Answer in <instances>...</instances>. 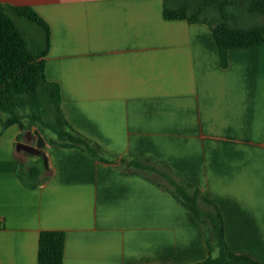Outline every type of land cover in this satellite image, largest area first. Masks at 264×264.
<instances>
[{"label":"crops","instance_id":"1","mask_svg":"<svg viewBox=\"0 0 264 264\" xmlns=\"http://www.w3.org/2000/svg\"><path fill=\"white\" fill-rule=\"evenodd\" d=\"M50 28L46 77L70 125L108 155L168 166L220 208L228 246L264 264V43L220 64L212 28L166 20L164 0H0ZM0 264H38L41 232L63 264H199L207 227L170 192L79 148L0 121ZM21 140L46 182L19 176Z\"/></svg>","mask_w":264,"mask_h":264},{"label":"trees","instance_id":"2","mask_svg":"<svg viewBox=\"0 0 264 264\" xmlns=\"http://www.w3.org/2000/svg\"><path fill=\"white\" fill-rule=\"evenodd\" d=\"M163 15L166 20L209 25L223 68L228 67L229 50L264 43V0H164ZM25 22L40 29L32 39L24 28ZM49 48V25L31 6L0 3V121L3 129L15 124L22 131L38 127L50 145L79 148L110 165L113 172L140 175L170 192L207 227L210 256L199 264H262L230 250L220 208L191 182L152 160L108 155L100 144L70 125L62 110L60 87L46 77ZM19 176L32 188L40 187L48 179L42 167H27L25 162H20ZM65 245L64 231L41 232L38 264H63Z\"/></svg>","mask_w":264,"mask_h":264},{"label":"water","instance_id":"3","mask_svg":"<svg viewBox=\"0 0 264 264\" xmlns=\"http://www.w3.org/2000/svg\"><path fill=\"white\" fill-rule=\"evenodd\" d=\"M15 151L18 154H22L26 157V166L34 165L35 162L41 160L44 155V151L36 148L33 145L18 141L15 145Z\"/></svg>","mask_w":264,"mask_h":264},{"label":"rangeland","instance_id":"4","mask_svg":"<svg viewBox=\"0 0 264 264\" xmlns=\"http://www.w3.org/2000/svg\"><path fill=\"white\" fill-rule=\"evenodd\" d=\"M24 28L26 29V32L28 33L29 39H32L34 35H36L38 31H40V29L37 26L31 23H28V22H25ZM27 131H33V132L35 131L39 133L40 130L38 127H33L31 130H27ZM24 161L25 159H21V162H24Z\"/></svg>","mask_w":264,"mask_h":264}]
</instances>
